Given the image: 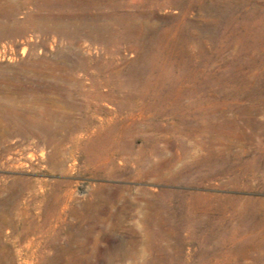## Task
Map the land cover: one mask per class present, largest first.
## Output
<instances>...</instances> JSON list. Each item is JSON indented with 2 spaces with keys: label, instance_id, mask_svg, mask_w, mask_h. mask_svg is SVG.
<instances>
[{
  "label": "rangeland",
  "instance_id": "1",
  "mask_svg": "<svg viewBox=\"0 0 264 264\" xmlns=\"http://www.w3.org/2000/svg\"><path fill=\"white\" fill-rule=\"evenodd\" d=\"M0 264H264V0H0Z\"/></svg>",
  "mask_w": 264,
  "mask_h": 264
},
{
  "label": "bare ground",
  "instance_id": "2",
  "mask_svg": "<svg viewBox=\"0 0 264 264\" xmlns=\"http://www.w3.org/2000/svg\"><path fill=\"white\" fill-rule=\"evenodd\" d=\"M32 156V155H31Z\"/></svg>",
  "mask_w": 264,
  "mask_h": 264
}]
</instances>
